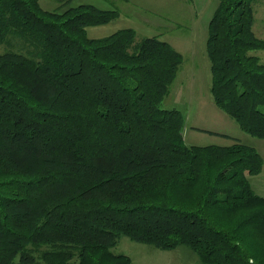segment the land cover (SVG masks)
<instances>
[{"label": "trees", "instance_id": "1", "mask_svg": "<svg viewBox=\"0 0 264 264\" xmlns=\"http://www.w3.org/2000/svg\"><path fill=\"white\" fill-rule=\"evenodd\" d=\"M62 1V0H59ZM256 0H217L207 23L213 102L264 139ZM0 0V264H131L120 236L203 264H264L263 157L234 142L186 144L161 106L182 54L121 28L115 9Z\"/></svg>", "mask_w": 264, "mask_h": 264}, {"label": "rangeland", "instance_id": "2", "mask_svg": "<svg viewBox=\"0 0 264 264\" xmlns=\"http://www.w3.org/2000/svg\"><path fill=\"white\" fill-rule=\"evenodd\" d=\"M39 1L43 8L53 9L63 0ZM80 3H91L118 12L108 23L86 27L89 37H102L121 28H132L136 41L154 35L168 41L182 54V63L161 106L176 108L183 114L182 134L186 144L228 145L241 142L253 146L262 155L263 164L261 172L248 175V179L254 191L264 196V139L243 132L217 107L210 93L207 23L217 0H69L68 4ZM254 10V33L264 39V0H256ZM6 47L0 44V52ZM251 52L264 62V50ZM113 250L128 255L131 264H203L185 245L162 250L120 236Z\"/></svg>", "mask_w": 264, "mask_h": 264}, {"label": "crops", "instance_id": "3", "mask_svg": "<svg viewBox=\"0 0 264 264\" xmlns=\"http://www.w3.org/2000/svg\"><path fill=\"white\" fill-rule=\"evenodd\" d=\"M218 134H222V135H224V133H218ZM226 135V134H225ZM222 145V144H221Z\"/></svg>", "mask_w": 264, "mask_h": 264}]
</instances>
